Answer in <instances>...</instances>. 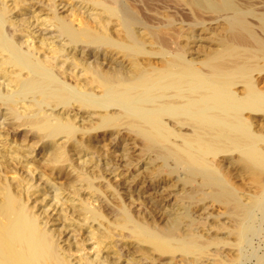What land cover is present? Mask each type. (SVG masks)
I'll return each mask as SVG.
<instances>
[{
	"label": "bare ground",
	"instance_id": "1",
	"mask_svg": "<svg viewBox=\"0 0 264 264\" xmlns=\"http://www.w3.org/2000/svg\"><path fill=\"white\" fill-rule=\"evenodd\" d=\"M35 5L44 17L12 15ZM263 72L264 0H0V168L14 159L9 130L27 128L51 175L64 162L76 171L63 189L89 191L75 211L97 223L87 239L98 247L73 262L20 174L0 178V264H120L122 251L128 264L237 261L264 213ZM98 130L127 167L139 165L128 141L138 144L140 169L173 203L134 213L121 202L109 219L91 207L102 189L69 152L99 151ZM201 202L222 210L211 233L194 217Z\"/></svg>",
	"mask_w": 264,
	"mask_h": 264
},
{
	"label": "rangeland",
	"instance_id": "2",
	"mask_svg": "<svg viewBox=\"0 0 264 264\" xmlns=\"http://www.w3.org/2000/svg\"><path fill=\"white\" fill-rule=\"evenodd\" d=\"M5 1L8 4H11V0ZM36 7L37 5L33 6L32 9H30V12L29 10H25V12L20 11L21 14L13 12L12 15L16 14L21 18L29 17L31 16V14L33 15V13L31 12H34V14L36 13L38 15V11L35 10ZM45 12H47V10ZM67 12L69 13V10L62 8L61 5L58 6V13L66 14ZM38 16H40L41 18L44 17L43 14H40ZM32 21L34 23V20ZM211 25H213V23ZM209 26L210 25H207L206 27ZM262 75V81H264V72ZM259 85L264 87V82H260ZM74 114H76L75 111H72L70 113L71 116ZM76 117V122L78 124L87 123L86 119L83 120V116L81 115V113H78ZM8 126V122L3 121V119L0 117V127H4L5 130V128H7ZM27 130L28 129L25 127H20L16 130H9L10 133H8L9 135L6 140L10 144L9 148L15 150V152L13 153L14 159L7 161V167L10 170L0 168V178L7 177L8 180H11L12 178L17 177L20 174L23 177L30 178L31 184H33V186L35 187V194L30 197L29 203H35V205H37V213L43 210L46 211L44 220L46 219L48 221L47 226L49 228H54L58 231H61L58 237V242L66 253L69 252L71 254V260L74 262L81 255L95 256L98 251L97 244H95V241L93 239L88 240L87 236L89 235V232L92 231V229L96 228L97 223L94 222L83 225L84 222L82 221V216L79 217L77 215V212L75 211L79 209L81 200L83 201L84 199L89 197V191L85 188H82L78 194L74 195L72 193L73 190L70 192L69 190L63 189V183L68 178H74L76 171H72L69 162H64L62 164L64 166L63 168L65 169L60 170V173L63 175L57 176L55 173L51 175L50 167L46 165L44 159L46 158L44 154L45 149L41 151L43 145L34 142L33 139H31L32 133L28 132ZM3 133L4 132L2 131V128H0V135ZM0 140H3V142L5 141V139H3L2 137H0ZM94 141L97 143V145H99V151H86L81 155H75V153L71 151L69 152V156L71 157L72 162H74L73 164L77 163L78 167H84L83 169L80 168L82 172L85 175H92L94 177V185L102 189V193L99 194L97 200H89L91 207H96L104 210V213H106V217H108L109 219V211L111 210V208H114V206L120 204L121 202L129 207V209L134 213H147L154 201L157 200L161 201L162 204L173 203V195L168 193L161 194L163 193L164 186L161 183L150 180L146 173L143 172V169H140L141 164L144 161L141 160L140 146L138 144H133L131 141L127 140L128 143H130L129 157L134 161L135 159H138L136 161L139 162L138 166L131 165L127 167L125 165L126 161L123 157V147L119 146L116 149L109 148L107 146L108 140L106 132L98 130L97 136L94 138ZM19 145L22 147H20ZM106 158H110L114 164L110 166H103L102 162H104ZM81 161H84V163L82 164ZM85 163L86 165H88L86 166ZM36 164L38 166H36ZM6 170L7 172H5ZM54 172H59L58 167L54 168ZM137 173H139L138 176ZM236 182L239 184V180L237 178ZM25 187H27V185ZM77 188H79V186H77ZM164 196H166L167 198ZM221 211V208L216 204L201 202L197 203V205L195 206L194 217L196 219H199L200 221L205 222V227L210 229L209 232L211 233L213 232V229L210 228L209 223L214 219L213 215L215 213H220ZM208 212L211 213V215L207 214ZM64 214L66 216V219L64 220V217L60 219V215L64 216ZM254 230V235H249L248 241L246 242L244 247L240 249V258L235 262L227 261V264H256L257 260L264 256V213L255 216ZM76 242L82 244L80 249H77V246L75 245ZM118 244H120V241ZM128 247L130 248V250H132L131 244H129ZM68 249L70 250L68 251ZM235 250H237V248ZM99 254L100 256H105L107 252L105 249H103L99 252ZM211 260L212 256H210L209 259L205 260L203 264H211L209 263ZM119 262L120 264H128V258L125 251H122V257ZM177 263L178 260L174 261V264Z\"/></svg>",
	"mask_w": 264,
	"mask_h": 264
}]
</instances>
